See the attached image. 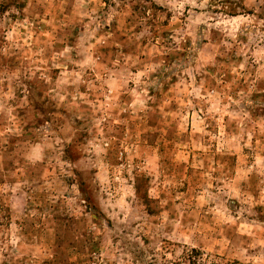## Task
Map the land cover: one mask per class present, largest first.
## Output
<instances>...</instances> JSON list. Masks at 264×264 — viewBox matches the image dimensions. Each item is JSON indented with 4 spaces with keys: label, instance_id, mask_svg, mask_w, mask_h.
Returning a JSON list of instances; mask_svg holds the SVG:
<instances>
[{
    "label": "rangeland",
    "instance_id": "374dc122",
    "mask_svg": "<svg viewBox=\"0 0 264 264\" xmlns=\"http://www.w3.org/2000/svg\"><path fill=\"white\" fill-rule=\"evenodd\" d=\"M0 264H264V0H0Z\"/></svg>",
    "mask_w": 264,
    "mask_h": 264
},
{
    "label": "crops",
    "instance_id": "0c3cea01",
    "mask_svg": "<svg viewBox=\"0 0 264 264\" xmlns=\"http://www.w3.org/2000/svg\"><path fill=\"white\" fill-rule=\"evenodd\" d=\"M45 228L47 229L48 232H53L54 235H55V237H57L56 240L54 239V242H53V243L55 244L56 241H57V239H58V231H57V227L54 226V225H51V226H50V225L48 224ZM73 243H74V242H73ZM69 246L72 247L73 245H69ZM75 246H76V245H75Z\"/></svg>",
    "mask_w": 264,
    "mask_h": 264
},
{
    "label": "trees",
    "instance_id": "16d2710c",
    "mask_svg": "<svg viewBox=\"0 0 264 264\" xmlns=\"http://www.w3.org/2000/svg\"><path fill=\"white\" fill-rule=\"evenodd\" d=\"M230 13H231V15H233V16L240 14V13H238V11H236V10H232Z\"/></svg>",
    "mask_w": 264,
    "mask_h": 264
}]
</instances>
